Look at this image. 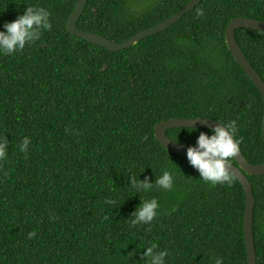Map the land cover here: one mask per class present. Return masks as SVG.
Listing matches in <instances>:
<instances>
[{"label":"trees","instance_id":"trees-1","mask_svg":"<svg viewBox=\"0 0 264 264\" xmlns=\"http://www.w3.org/2000/svg\"><path fill=\"white\" fill-rule=\"evenodd\" d=\"M76 1L0 0V25L26 6L45 8L52 25L0 56V137L8 141L0 160V264H136L148 242L169 252L165 264L216 257L246 264L240 183L200 180L185 154L156 141L154 127L172 118L234 120L247 163L264 162L262 97L224 39L236 17L264 21V0H198L169 28L119 51L67 32ZM189 1L88 0L77 27L121 43ZM234 38L264 81V31L238 29ZM201 132L211 134L173 128L165 135L195 145ZM25 136L30 143L20 152ZM164 170L174 176L171 190L128 186L129 173L154 182ZM248 180L256 264H264V175ZM153 197L155 219L130 228L139 200Z\"/></svg>","mask_w":264,"mask_h":264},{"label":"clouds","instance_id":"clouds-1","mask_svg":"<svg viewBox=\"0 0 264 264\" xmlns=\"http://www.w3.org/2000/svg\"><path fill=\"white\" fill-rule=\"evenodd\" d=\"M50 12L39 6H26L21 15H18L11 22H4L0 30V56H11L39 40L42 32L51 30ZM217 126L211 129V134L201 132L198 135L194 147L186 150V160L195 169L200 180L216 184H231L232 172L229 171L231 162L239 154L240 139L236 137L237 126L234 120L227 122L217 121ZM30 141L27 136L22 138L19 144L20 152H26ZM8 141L6 137H0V160L7 155ZM128 186L137 192H147L156 186L165 191L171 190L174 183V176L170 171L164 170L154 182H149L145 177L143 181L129 173ZM138 206L130 214L128 219L129 227L135 228L140 225H150L157 216L158 201L156 198L139 200ZM106 204L112 205L114 201L108 199ZM147 230V229H146ZM35 232L28 234L29 238ZM143 249L142 252H139ZM128 253L129 259L133 258L138 252L140 261L136 264H165L169 252L166 249H159L156 243L148 242L147 246ZM214 264H223L222 258L216 257Z\"/></svg>","mask_w":264,"mask_h":264},{"label":"water","instance_id":"water-1","mask_svg":"<svg viewBox=\"0 0 264 264\" xmlns=\"http://www.w3.org/2000/svg\"><path fill=\"white\" fill-rule=\"evenodd\" d=\"M88 0H77L75 7L68 17L66 22V30L72 36L85 40L88 43L98 45L109 51H119L128 48L140 40L155 35L169 28L175 24L180 18L189 13L198 3V0H190L175 14L167 18L157 25L140 31L121 43H116L106 39L101 35L94 33L84 32L78 29L77 21L80 18L83 9ZM238 29H249L253 31H264V21H259L252 18L236 17L229 21L224 31L225 44L242 71L252 81L254 86L258 89L263 102V112L261 119V130L264 138V81L253 69L250 63L245 58L243 52L239 48L234 38V32ZM217 126V122L207 118H172L169 120L161 121L154 127V137L156 141L167 151L183 155L186 154L188 147L195 145H184L172 141L165 135L166 131L173 128H206L213 129ZM234 164L231 163L229 171L232 176L240 183L244 193V211L242 231L246 249V264H256V252L253 241L252 225H253V209L254 197L252 193V186L248 180V176H261L264 175V162L257 165L247 163L239 150V154L234 158Z\"/></svg>","mask_w":264,"mask_h":264}]
</instances>
